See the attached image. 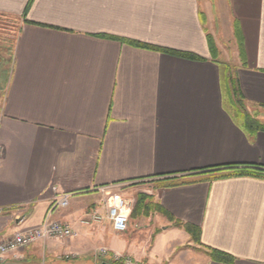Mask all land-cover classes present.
Returning a JSON list of instances; mask_svg holds the SVG:
<instances>
[{
  "label": "crops",
  "instance_id": "1",
  "mask_svg": "<svg viewBox=\"0 0 264 264\" xmlns=\"http://www.w3.org/2000/svg\"><path fill=\"white\" fill-rule=\"evenodd\" d=\"M0 23L15 27L0 109V242L41 223L51 187L71 194L53 219L77 232L1 264H97L82 261L101 249L143 264L177 250L184 264H227L209 250L264 264V178L230 170H264V130L239 117L264 126V0H0ZM154 180H166L154 193L136 187ZM104 187H136L172 220L156 214L148 242L107 221L82 226ZM175 221L196 227L198 242ZM164 238L169 254L158 257Z\"/></svg>",
  "mask_w": 264,
  "mask_h": 264
},
{
  "label": "built area",
  "instance_id": "2",
  "mask_svg": "<svg viewBox=\"0 0 264 264\" xmlns=\"http://www.w3.org/2000/svg\"><path fill=\"white\" fill-rule=\"evenodd\" d=\"M1 153V148H0ZM54 194L53 201L47 209L41 223L35 227L27 228L14 233L10 238L0 242V264L19 250H23L38 241L54 239L66 241L77 237V232L71 225L58 222L53 219L56 210L67 207L71 194H60L55 187H51ZM103 195L102 209H93L86 213L79 223L82 226L90 227L107 221L113 232L122 234L128 231L132 203L119 192L112 191L111 187L98 189ZM1 213V211H0ZM107 251L101 249L100 256H105ZM113 261L121 264H143L124 256H113Z\"/></svg>",
  "mask_w": 264,
  "mask_h": 264
},
{
  "label": "rangeland",
  "instance_id": "3",
  "mask_svg": "<svg viewBox=\"0 0 264 264\" xmlns=\"http://www.w3.org/2000/svg\"><path fill=\"white\" fill-rule=\"evenodd\" d=\"M14 31H15V27L13 25H7V23L6 25H4L0 23V109L3 103V98H4V93H5V85L7 81L6 78L8 77V74H9V71L12 65V54L9 53L8 50L11 51V48H12ZM165 181L166 180H154L150 182L137 183L136 187L143 189L147 193L151 194V193H154L155 189L159 187L158 185L165 184ZM136 187L132 189H126L122 192L121 191H116V192H119L122 196L127 198L132 203V211L130 214V222H129L130 230H140L139 238L143 241L145 240L146 242H148L149 230H152L154 226L152 223L155 222V220L158 217L156 214H158L160 211L159 209L153 208L147 211L148 212L147 215L144 214L143 211H140L138 215L133 216V210L135 208L136 201L140 195L146 196L144 200L142 199L143 203H150V204L156 205V203L154 202V198L152 196L139 193ZM141 223H143L142 227L137 226L138 224H141ZM166 238L158 242V244L154 248V252L156 253L158 257L169 254V247L167 249V243H168V240L172 241V239L171 238L166 239ZM185 249L187 250L186 253L190 255L191 257L192 256L194 257L195 253H198L197 250H195L192 247L185 248ZM180 253H182V251L177 250L174 256H172L171 258H165L162 264H168L167 261H171L170 262L171 264H184L183 263L185 261L184 255L180 256V258L179 257L177 258V256L180 255ZM97 258H98L97 260H94L92 257L91 258L89 257L88 260L84 259L82 262H86V263L87 262H91V263L97 262V264H102V263L110 264L111 262L110 261L111 256L110 257L100 256L98 253ZM69 263L75 264V263H78V261L70 260Z\"/></svg>",
  "mask_w": 264,
  "mask_h": 264
},
{
  "label": "trees",
  "instance_id": "4",
  "mask_svg": "<svg viewBox=\"0 0 264 264\" xmlns=\"http://www.w3.org/2000/svg\"><path fill=\"white\" fill-rule=\"evenodd\" d=\"M170 53V52H167ZM7 79V78H6ZM7 82V81H6ZM236 94V89L233 90ZM236 102L237 104H239L240 106H242V102L240 100V96L239 99L236 98ZM240 120H241V125L242 128L247 130V131H258V130H264V126H262L258 121L253 120L251 118H249L246 114H241L240 113ZM230 170L235 171L234 174L236 175H241V176H252V177H257V178H264V170L263 169H259V168H255V167H249V166H239V167H234L231 168ZM217 170H210L208 172H216ZM146 198V196L144 195H140L136 201L135 204V208L133 210V216H136L139 214L140 211H143L144 214H148V210L151 209H159V211L164 214L165 216H167L168 219L172 220L169 215H167L166 213L162 212L161 209L157 206V205H153L150 203H143V200ZM143 199V200H142ZM145 215V216H146ZM175 227H179L182 228L185 232H187L191 238V240L193 242H198V229L194 226H191L189 224H181L178 221L174 222ZM209 256L217 261V262H221V263H227V264H231L233 259L225 254L222 253L220 251H216V250H209L208 251ZM110 264H121L119 261H113L111 260Z\"/></svg>",
  "mask_w": 264,
  "mask_h": 264
},
{
  "label": "water",
  "instance_id": "5",
  "mask_svg": "<svg viewBox=\"0 0 264 264\" xmlns=\"http://www.w3.org/2000/svg\"><path fill=\"white\" fill-rule=\"evenodd\" d=\"M102 264H106V263H102Z\"/></svg>",
  "mask_w": 264,
  "mask_h": 264
}]
</instances>
